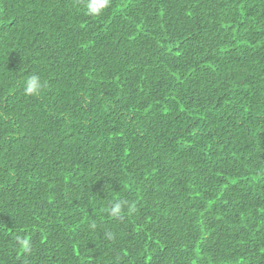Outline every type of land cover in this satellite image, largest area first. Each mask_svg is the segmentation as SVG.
Listing matches in <instances>:
<instances>
[{"label":"trees","instance_id":"obj_1","mask_svg":"<svg viewBox=\"0 0 264 264\" xmlns=\"http://www.w3.org/2000/svg\"><path fill=\"white\" fill-rule=\"evenodd\" d=\"M0 264H264V0H0Z\"/></svg>","mask_w":264,"mask_h":264},{"label":"clouds","instance_id":"obj_2","mask_svg":"<svg viewBox=\"0 0 264 264\" xmlns=\"http://www.w3.org/2000/svg\"><path fill=\"white\" fill-rule=\"evenodd\" d=\"M111 0H84V10L87 15L92 17H98L102 15L104 9H106ZM43 87L41 79L38 75H31L26 77L23 83V91L25 95H38ZM127 205V211L129 213L135 210L134 204L128 203L123 200H117L111 204L109 208L106 209L108 214L112 217H119L122 211ZM93 227L95 225L93 224ZM15 241L18 247V250L21 252H28L31 247V241L29 236L17 234L15 236Z\"/></svg>","mask_w":264,"mask_h":264}]
</instances>
